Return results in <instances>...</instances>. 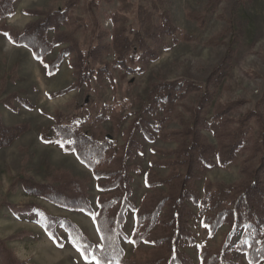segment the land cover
<instances>
[{"label":"rangeland","instance_id":"374dc122","mask_svg":"<svg viewBox=\"0 0 264 264\" xmlns=\"http://www.w3.org/2000/svg\"><path fill=\"white\" fill-rule=\"evenodd\" d=\"M8 2L13 13L0 18V264H95L70 244L65 223L92 245L103 246L94 217L49 197L86 201L97 213L99 200L121 195L122 188L110 186L109 176L97 179L56 142L59 124L109 143L116 157L129 151L130 208L120 238L126 263L167 255L166 243L131 241L138 210L165 199L153 232L171 233L162 218L169 216V199L178 198L184 186L200 201L209 190L241 191L263 168L264 0ZM40 24L47 25L40 29L47 46L43 61L4 35L21 38ZM117 37L120 44L132 37L142 44L137 55V44L129 46L124 65L115 51ZM190 85L194 89L186 95L176 91L181 98L172 109L163 99L156 103V90L185 91ZM220 109L230 122L215 135L211 125ZM234 132H241L245 143L232 161L221 163V146ZM205 145L213 154L201 161L196 152ZM97 169L107 174L116 166L102 161ZM184 206L193 212L187 224L194 244L180 243V258L201 264V250L209 248L228 253L234 264H250L234 249L242 229L230 238L226 223L211 235L201 206L191 200ZM47 217L63 246L46 233Z\"/></svg>","mask_w":264,"mask_h":264},{"label":"trees","instance_id":"16d2710c","mask_svg":"<svg viewBox=\"0 0 264 264\" xmlns=\"http://www.w3.org/2000/svg\"><path fill=\"white\" fill-rule=\"evenodd\" d=\"M5 1L0 0V18L1 14L13 13L10 7L11 4H9L8 1L14 0ZM66 13L67 10L62 11V16L59 15L54 17L56 20L58 18L63 19ZM43 26L40 24L34 32L29 33V31V34L27 33L28 35L21 38H14L10 32H7L9 34L8 37H11L15 44L30 48L33 56L37 60L43 61L46 52L45 47L47 46L44 35L40 29H44L47 25L45 27ZM120 42V39L117 37L115 51L117 52V57L120 59L119 63L124 65L129 46L137 44L135 45L137 47L134 49V53L136 54L139 53L138 46L142 47V44L140 40L137 41L134 37H132V39L127 38L122 44H120ZM48 70L50 74H53L51 66L48 67ZM188 87L190 88L185 91L182 87H177V89L174 90V88L170 86H166L159 91L156 90V103L162 102L163 99V101L169 104L170 109H172L175 103L181 98L176 95L178 93L176 91H183V94L186 95L189 91L194 89V86L190 85ZM202 101H206V99L201 97L199 106H203ZM225 113V110L221 111L220 109L214 117L211 127L215 135H220L221 132H219V130L221 131L222 128L226 127L230 122V120L225 119ZM228 130L227 132H229ZM190 132L191 128L187 133L189 134ZM56 133V142L63 145L67 151L76 154L79 160L93 171L97 179L103 176H109L113 183L110 186H120L122 188L121 195L101 198L98 203L99 211L97 213H94L91 206L86 201H75L72 203L66 198L57 195H55V197H49L50 201L56 205L77 210L94 217L96 229L103 241L102 247L92 245L74 225L69 223L61 224V227L68 234L70 244L81 253L86 262L93 261L95 264H97V262H99V264H131L124 262L123 249L120 244L123 215L125 211L130 208L127 200L129 190L127 187V168L125 166V159L128 157L129 151L116 157L112 154V147L109 143H96L93 139L83 136L79 131H71L62 124L57 126ZM228 138L229 142L221 146L225 153L224 155L220 154L221 163L232 161L235 157V152L245 143V136H243L241 132H234L232 136H228ZM68 141L72 142L69 143ZM106 150L110 151L111 154L109 156H105ZM196 153L202 161L207 155L213 154V149L207 145L200 146L197 148ZM102 161L105 163L107 161L114 163L116 169L107 174L102 172L97 169V165ZM261 167H263L261 170L259 169L255 172L253 182L243 186L241 191H237L236 189L238 188H218L216 190H209L205 199L199 201L197 196L192 194L193 192L190 190L189 186H184L180 190L181 193L178 198L169 199L173 201L169 206V216L162 218V225L167 228L171 227V233L161 234L160 232H153L161 221L158 216L166 202L165 199L157 201L153 206L138 210L135 216V232L131 241L135 245L145 242L152 243L156 247L167 244L168 248L166 252L167 255H163V258H155L152 262H146V264H192L187 258H180V254L177 251V246L183 241L191 245L194 244V238L187 224L188 219L193 218V212L184 206L185 200H191L194 205L199 204V206H201V213L205 214L203 223L211 235H214L217 229L226 223L231 225L230 238L236 230L242 229L243 236L240 242L234 246L235 251L240 254H245L250 264H264V163ZM147 185L148 187L152 186L151 182ZM172 187L174 188V185ZM187 215L189 218H187ZM46 219L47 221L44 222L46 233L57 246H63V242L57 235L54 220L49 217ZM85 256H87L88 259H85ZM93 256L95 259H92ZM201 264L234 263L231 262L230 255L226 252H216L209 248H203L201 250ZM235 264L243 263L238 262Z\"/></svg>","mask_w":264,"mask_h":264},{"label":"snow or ice","instance_id":"6c2138e0","mask_svg":"<svg viewBox=\"0 0 264 264\" xmlns=\"http://www.w3.org/2000/svg\"><path fill=\"white\" fill-rule=\"evenodd\" d=\"M5 36H9V34L7 32L4 33ZM11 38V37H9ZM69 143H71L72 141H68ZM85 259H88L87 256H85ZM92 259H95V257L93 256ZM97 264H99V262H97Z\"/></svg>","mask_w":264,"mask_h":264}]
</instances>
